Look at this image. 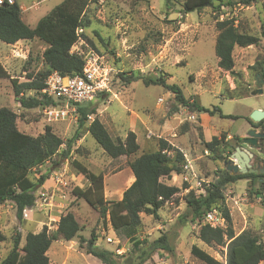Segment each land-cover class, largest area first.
<instances>
[{
  "label": "rangeland",
  "instance_id": "374dc122",
  "mask_svg": "<svg viewBox=\"0 0 264 264\" xmlns=\"http://www.w3.org/2000/svg\"><path fill=\"white\" fill-rule=\"evenodd\" d=\"M62 1L16 0L26 15H32V20L26 21L32 28ZM184 1H93L84 14L89 25L71 50L83 59L95 53L110 71L108 89L93 102L96 113L88 119V124L98 118L115 140L125 141L128 133L134 132L140 145L137 156L112 159L83 129L82 137L73 144L67 159H63L61 153L75 136L79 115L70 114L66 120L53 121L41 108L25 110L15 96L11 81L1 82L0 107L18 115L19 131L37 137L49 127L65 144L60 155L32 171L34 181L47 173L46 180L37 188L35 205L27 208L21 219L14 203L0 206V231L6 237L0 244V263L13 249L17 235L21 236L22 247L28 233H39L45 226L55 231L61 216L68 213L74 214L82 227L80 238L90 240L95 232L100 249L112 251L122 260L137 259L140 255L126 230H114L109 221L104 225L99 211L74 195L76 187L90 186L87 178L73 166L74 161L104 176V196L108 201L122 200L134 182L130 162L143 153L159 150L163 139L192 159L201 179L207 183L214 180L216 173L227 170L225 163L238 142L247 136L252 112L264 103V97L252 95L257 86L256 74L264 61V0L250 5L244 4L247 0H222V3L215 0L214 7L189 14L183 12ZM227 20L233 21L240 32L258 39L256 45L235 49L232 72L219 68L215 49L217 22ZM46 48L38 40L12 46L0 42V54L10 52L7 58L2 57L4 65L20 83L27 82L28 75L35 76L45 70L42 55ZM121 74L138 80L125 83ZM160 78L168 85H177L187 99L238 119H223L219 113L214 116L194 113L179 106L174 93L167 88L145 83V79ZM213 137L220 141L217 149L221 154L208 151L206 155L204 142ZM243 147L251 151L249 146ZM179 176L173 175L169 183L183 189L184 175ZM195 182L190 183L188 191L183 189L169 201L158 218L141 214L142 225L135 234L136 239L144 246L163 236L166 239L164 249L155 251L144 264H206L191 253L193 246L226 262V248L203 243L198 238L197 223L180 222V217L188 213L186 196L194 191L191 188L195 189ZM225 206L236 234L251 230L264 244L263 177L241 179L229 186ZM226 228L227 221L223 229ZM80 238L54 243L48 252L49 264H101L87 254Z\"/></svg>",
  "mask_w": 264,
  "mask_h": 264
},
{
  "label": "trees",
  "instance_id": "16d2710c",
  "mask_svg": "<svg viewBox=\"0 0 264 264\" xmlns=\"http://www.w3.org/2000/svg\"><path fill=\"white\" fill-rule=\"evenodd\" d=\"M16 1V0H15ZM99 0H63L54 7L38 24L31 28L22 18L19 2L13 5H0V42L15 44L19 41L38 40L47 45L42 57L45 70L35 76L28 75V81L20 83L0 62V81L10 80L15 96L21 107L32 110L58 106L60 103L47 98L41 93L45 80L53 73L74 77L82 75L85 61L77 54H71L74 45L84 36L89 22L84 14L91 2ZM215 0H185L183 12L185 14L199 12L214 7ZM222 3V0H217ZM257 0L244 1L250 5ZM221 3L216 7L220 9ZM218 36L216 40V56L218 66L224 71L232 72L235 66L234 51L236 48H247L256 45L258 39L252 35L242 33L234 26L233 21L217 22ZM79 30H83L80 34ZM125 83H132L138 78H126L120 75ZM147 85H160L174 93L179 106L187 107L194 113L214 116L219 113L223 119H238L232 115L222 114L220 109H208L187 99L177 85H168L164 79H145ZM178 107V106H177ZM178 108H176L177 110ZM96 113L93 102L78 106V128L75 136L67 143L61 155L67 159L73 144L82 137L83 129L92 136L96 143L112 159L122 156H137L140 145L134 132H129L125 141L113 139L104 124L96 118L88 124V117ZM18 115L6 107H0V206L12 202L17 209V216L22 218L23 212L31 208L36 202V191L46 180V174L37 181L31 178L34 169L44 166L56 156L65 144L63 139L47 127L43 134L37 137L23 133L17 128ZM260 124H256L259 126ZM220 141L213 137L205 141V151L219 153ZM168 151L171 155L163 154ZM211 158V157H210ZM222 158V155H219ZM185 163L183 152L161 140L159 150L143 153L130 162V169L135 177L133 184L124 192L120 201H108L104 196V176L95 174L83 164L74 161L73 166L90 183L87 189L76 187L74 195L85 200L92 208L99 211L104 225L109 221L114 230H126L128 237L138 248L140 255L137 259L130 257L122 260L116 253L97 247L98 236L92 233L90 240L80 238L82 227L72 213L61 216L55 231L47 226L39 233H28L25 243L21 247V236L14 239V246L7 257L0 264H49L48 252L58 241L71 242L80 238L81 246H85L88 255L93 256L101 264H144L152 254L164 249L165 237H161L149 245H143L136 239L138 228L142 225L141 214L159 217V212L167 206L177 194L187 189L170 186L166 181L171 180L173 174L182 175V164ZM264 169V167H263ZM264 177L256 174H232L221 170L215 174L214 180L206 188L205 195H195L191 191L187 196L188 213L180 217L181 223H197L199 225L198 238L207 245L226 248V262L222 263L205 251L193 246L191 253L206 264H261L264 261V244L257 234L251 230H244L236 234L229 210L225 206V192L228 187L241 179ZM218 209L227 221L226 229H215L202 221L207 212ZM6 241L0 231V244ZM137 251V250H136Z\"/></svg>",
  "mask_w": 264,
  "mask_h": 264
},
{
  "label": "built area",
  "instance_id": "2783aa9c",
  "mask_svg": "<svg viewBox=\"0 0 264 264\" xmlns=\"http://www.w3.org/2000/svg\"><path fill=\"white\" fill-rule=\"evenodd\" d=\"M15 2V0H0V5H13ZM81 32H83V30L78 31L79 34ZM71 54L75 53L71 52ZM100 59L101 58L95 55V53L87 55L86 59H84L85 65L82 75L69 77L62 76L58 72H53L47 77L44 83L45 86L41 93L47 98H53L60 103L58 106L46 107L42 110L50 120H66L70 117V114L77 116L79 105L94 102L100 93L107 91L110 71L104 67L103 62H101ZM161 101L162 100H160V102ZM89 118L91 119V116H89L88 119ZM163 140L174 146L167 139ZM205 153L208 155V151H205ZM163 154L171 155L168 151H164ZM183 154L185 163L182 164L181 168L184 180L189 184L188 189L191 187L190 183L196 181L195 189H191H193L196 194L205 195L206 188L210 186V183L201 179V174L197 168H195L194 161L184 152ZM203 184L207 187H202ZM203 221L212 228L218 229H223L226 224V219L223 216V213L218 209L207 212Z\"/></svg>",
  "mask_w": 264,
  "mask_h": 264
},
{
  "label": "water",
  "instance_id": "95a60500",
  "mask_svg": "<svg viewBox=\"0 0 264 264\" xmlns=\"http://www.w3.org/2000/svg\"><path fill=\"white\" fill-rule=\"evenodd\" d=\"M263 94L262 90L254 91L253 96ZM264 119V110L256 109L251 114V120L255 123H259ZM261 137L259 133L255 130L249 133V138L246 139L248 144L256 145V138ZM253 140V142H252ZM254 155L245 147H238L234 153H232L231 158L225 163L227 171L232 174H252L257 173L252 166V160Z\"/></svg>",
  "mask_w": 264,
  "mask_h": 264
},
{
  "label": "flooded vegetation",
  "instance_id": "af4514ba",
  "mask_svg": "<svg viewBox=\"0 0 264 264\" xmlns=\"http://www.w3.org/2000/svg\"><path fill=\"white\" fill-rule=\"evenodd\" d=\"M256 82H257V86L254 89V91L262 90L263 94H261V96L264 97V61L261 64V67H259V72L256 74ZM259 109L264 110V103H263V107ZM249 120H250V125L247 131V136L245 138H242L241 140L242 142H238L235 148V151L238 147L242 148L243 145L249 146L254 155V158L252 160L253 161L252 166H253V169L257 171V173H252V174L264 176V169H263L264 167V119L259 123H255L251 119ZM256 124H260V125L256 126ZM253 130H255L257 133L261 135V137L256 138L255 140L256 145H253L251 143L248 144L246 142V139L249 138V133Z\"/></svg>",
  "mask_w": 264,
  "mask_h": 264
},
{
  "label": "crops",
  "instance_id": "0c3cea01",
  "mask_svg": "<svg viewBox=\"0 0 264 264\" xmlns=\"http://www.w3.org/2000/svg\"><path fill=\"white\" fill-rule=\"evenodd\" d=\"M22 9V8H21ZM27 14V12H24L23 10H22V18H23V20H24V22L27 24V22H30L31 20H32V15L31 14H28V15H26ZM27 21V22H26ZM39 22V21H38ZM38 22H37V24H38ZM36 24V25H37ZM28 25V24H27ZM29 26V25H28ZM31 27V26H30ZM35 27V26H34ZM33 27V28H34ZM32 28V27H31ZM20 43H22V42H26V41H19ZM28 42H30V41H28ZM7 46H12V44L10 45V44H6ZM8 54H10V52H5V56L4 55H2V54H0V62L1 63H3V65H4V60H3V56H4V58H7V55ZM5 66V65H4ZM5 68H6V66H5ZM7 69V68H6ZM8 70V69H7ZM9 71V70H8ZM2 81H4V80H1L0 81V84H1V82ZM174 147H175V145H174ZM176 148H178V147H176ZM173 175H178V174H173ZM183 175V174H182ZM173 177V176H172ZM178 177H180L179 175H178ZM134 181H135V177H134V179H133ZM171 180H172V178H171ZM171 180H169V181H166V183L168 184V185H170V183L169 182H171ZM187 183V182H186ZM188 184V183H187ZM170 186H175V185H170ZM177 187V186H176ZM188 189V188H187ZM187 189H185L186 191H188Z\"/></svg>",
  "mask_w": 264,
  "mask_h": 264
}]
</instances>
